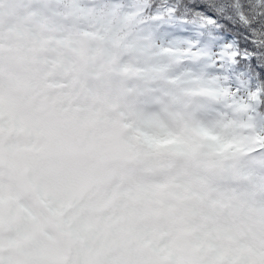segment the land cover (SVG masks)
<instances>
[{
  "label": "clouds",
  "instance_id": "clouds-1",
  "mask_svg": "<svg viewBox=\"0 0 264 264\" xmlns=\"http://www.w3.org/2000/svg\"><path fill=\"white\" fill-rule=\"evenodd\" d=\"M209 3L0 0V264H264V0Z\"/></svg>",
  "mask_w": 264,
  "mask_h": 264
},
{
  "label": "snow or ice",
  "instance_id": "snow-or-ice-1",
  "mask_svg": "<svg viewBox=\"0 0 264 264\" xmlns=\"http://www.w3.org/2000/svg\"><path fill=\"white\" fill-rule=\"evenodd\" d=\"M243 7L242 0H231V7L227 9L221 4L209 3L201 6L200 14L207 20L216 23H220L223 20L225 23H227L228 21L225 19L226 12L236 14L238 17L241 15H246L243 12ZM229 27H231L230 24ZM248 35H250V33H227L224 35L222 42L225 45L231 44L233 47H238L242 52H246L250 49H253V45L247 39ZM237 58L239 59V57Z\"/></svg>",
  "mask_w": 264,
  "mask_h": 264
}]
</instances>
